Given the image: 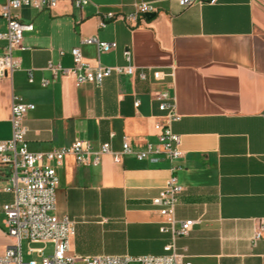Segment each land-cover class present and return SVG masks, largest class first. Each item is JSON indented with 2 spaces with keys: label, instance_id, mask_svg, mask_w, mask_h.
Returning <instances> with one entry per match:
<instances>
[{
  "label": "crops",
  "instance_id": "0c3cea01",
  "mask_svg": "<svg viewBox=\"0 0 264 264\" xmlns=\"http://www.w3.org/2000/svg\"><path fill=\"white\" fill-rule=\"evenodd\" d=\"M7 1L0 0V8ZM55 1L48 9L18 11L33 29L14 52L19 68L0 78V142L11 137L17 97L34 105L24 116L32 152L67 147L77 138L94 149L109 143L120 151L126 140L138 150L156 142L154 125L164 118L153 92L166 90L180 116L171 130L183 152L175 172L183 190L172 216L197 221L176 239L178 251L191 264H264V237L252 241L259 220L264 226V0L186 8L176 0H91L81 8L73 0ZM139 1L152 2L154 16L124 19ZM108 13L116 17L108 19ZM88 37L116 47L99 53L82 42ZM73 47L92 67L125 65L129 50L147 79L112 74L97 86L77 83L72 73L52 78L47 64L72 68ZM154 70L171 76L155 81ZM44 78L50 79L47 86L40 84ZM56 171L55 214L72 222L71 256L163 253L171 232L152 200L172 174L167 161L124 155L115 163L104 154L97 165H80L67 155ZM8 175L0 164V255L11 243L1 209L12 200L5 191Z\"/></svg>",
  "mask_w": 264,
  "mask_h": 264
},
{
  "label": "built area",
  "instance_id": "2783aa9c",
  "mask_svg": "<svg viewBox=\"0 0 264 264\" xmlns=\"http://www.w3.org/2000/svg\"><path fill=\"white\" fill-rule=\"evenodd\" d=\"M91 0H73L76 8H81ZM181 8L192 6L196 3H214L216 0H176ZM55 0H8L0 8V17L4 20L5 30L0 29V78L10 76L19 68V58L15 56V50L19 49L23 39V33L31 31V23H23L18 11L22 7H30L37 10L48 9L55 6ZM133 12L124 16L130 22H137L139 18L148 13L155 12L152 2L139 1L133 4ZM108 19L116 16L112 13L106 15ZM86 44H94L99 53L109 52L116 47L115 42L100 41L96 37H88L82 40ZM62 53V52H60ZM73 61L72 68H63L60 64L49 62L46 70L52 78L59 75L72 73L77 83H93L100 85L104 78L115 75H137L139 79L146 80L147 73L144 70L136 71L132 64V56L129 50L124 51L125 65L122 66H90L84 61L78 47L70 51ZM171 76L159 70L152 72L155 81H161L164 77ZM29 82L33 81L31 72H28ZM50 79H41V86H47ZM153 98L158 101V109L162 113L164 121L156 122V142H147L138 150H133L125 140L120 151H112L109 143H103L98 149H94L86 140L75 139L69 146L48 150L45 152H32L28 149L25 136L27 128L24 124V116L32 110L34 105L24 103L13 97L11 105V137L0 142V164L8 167L11 185L5 191L12 194V200L2 205L5 215V235L11 243L0 255V264H76L78 260L83 264H191L186 256L180 253L176 246V239L187 236L196 220L176 221L172 214L178 203V197L183 187L178 183L175 172L181 169L177 161L183 157L180 149V138L171 130V123L179 119L176 113L175 99L166 90H155ZM134 105H139L135 100ZM110 154L113 162H121L124 155H133L137 160H149L158 162L167 161L172 172L164 187L153 198L152 204L157 207L159 213L166 217V223L171 232L170 240L164 244L161 255H141L131 257L128 255H95L84 258H76L69 254V238L73 234L72 222L66 217L59 219L56 214L55 193L58 185L56 169L60 167L67 155L74 157L80 165H97L101 156ZM164 230V229H163ZM264 237L263 221L259 220L254 231L252 241L255 242ZM22 241L52 245V253L44 257V247L28 248L27 254L36 253L41 258L38 263L34 259L23 261L21 252Z\"/></svg>",
  "mask_w": 264,
  "mask_h": 264
},
{
  "label": "rangeland",
  "instance_id": "374dc122",
  "mask_svg": "<svg viewBox=\"0 0 264 264\" xmlns=\"http://www.w3.org/2000/svg\"><path fill=\"white\" fill-rule=\"evenodd\" d=\"M42 248L44 247V253H43V256L46 257V256H49L51 255L52 253V245L51 244H42V243H31L28 245L27 241H22L21 243V252H22V259L23 261H28L30 259H34L36 260L38 263L41 262V258L37 256L36 253H33L32 255H28L27 254V251H28V248ZM76 264H83L82 261L78 260L76 262Z\"/></svg>",
  "mask_w": 264,
  "mask_h": 264
},
{
  "label": "water",
  "instance_id": "95a60500",
  "mask_svg": "<svg viewBox=\"0 0 264 264\" xmlns=\"http://www.w3.org/2000/svg\"><path fill=\"white\" fill-rule=\"evenodd\" d=\"M146 16L147 17H153L154 16V13L152 12V13H148V14H146Z\"/></svg>",
  "mask_w": 264,
  "mask_h": 264
}]
</instances>
